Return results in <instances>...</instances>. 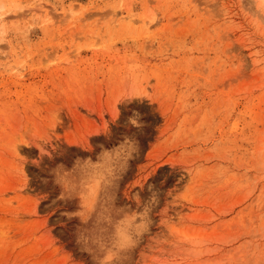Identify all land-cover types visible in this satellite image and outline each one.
<instances>
[{
    "label": "rangeland",
    "instance_id": "1",
    "mask_svg": "<svg viewBox=\"0 0 264 264\" xmlns=\"http://www.w3.org/2000/svg\"><path fill=\"white\" fill-rule=\"evenodd\" d=\"M0 264H264V0H0Z\"/></svg>",
    "mask_w": 264,
    "mask_h": 264
},
{
    "label": "bare ground",
    "instance_id": "2",
    "mask_svg": "<svg viewBox=\"0 0 264 264\" xmlns=\"http://www.w3.org/2000/svg\"><path fill=\"white\" fill-rule=\"evenodd\" d=\"M184 237H187V236H184ZM189 238V237H188Z\"/></svg>",
    "mask_w": 264,
    "mask_h": 264
}]
</instances>
